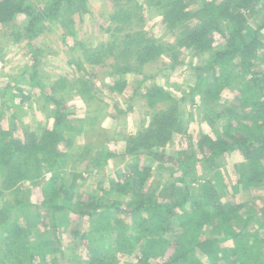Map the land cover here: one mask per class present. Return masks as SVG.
<instances>
[{"label": "trees", "instance_id": "obj_1", "mask_svg": "<svg viewBox=\"0 0 264 264\" xmlns=\"http://www.w3.org/2000/svg\"><path fill=\"white\" fill-rule=\"evenodd\" d=\"M109 1L112 8L102 13L109 22L102 28L107 39L92 46L78 41L76 31V17L91 11L89 0H44L37 7L28 0H0V26L10 27L17 18H28L20 36L31 43L57 25L64 38L76 40L83 58L69 62L75 68L73 79L62 77L48 84L39 80L36 65L27 69L33 72L29 77L33 87L54 107L39 139L33 133L30 138H14L0 125V194L14 198L0 205L4 217L0 216V264H55L52 257H58L57 252L67 257L61 249L64 232L88 251V259L80 264H121L125 257L135 258L126 264H264V208L261 215L251 208L245 217L247 202H224L222 192L228 184L220 173H216L222 177L220 191L202 175L196 194L190 191L193 182L184 178L178 180L184 185L181 191L175 190L176 183L153 186L152 167L141 160L146 155L164 163L166 153L161 149L177 136L184 138L183 119L188 115L187 127L192 130L202 121L213 128L212 133L197 131L192 138L191 168L202 164L215 170L223 157L239 155L243 159L237 165L236 194L241 187H264V0H202L197 11L190 10L187 0ZM146 4L168 30L178 31L173 41L160 42L145 30L141 23L149 8ZM256 15L261 22L252 25ZM219 41L223 44L217 47ZM188 51L210 56L197 69L195 86L184 98L177 99L159 86L142 90L144 82L134 88L131 100L141 98L149 115L148 125L128 138L122 154L135 163L116 179H102L97 190L102 195L84 196L75 205L62 199V192L75 195L83 175L64 171L71 157L70 107L56 96L57 87L71 81L79 96L91 99L94 90L122 95L128 87L127 75L143 74L163 59L176 68ZM104 69L111 72L101 86H88L85 76H78ZM226 96L240 105L224 101ZM187 98L190 105L183 106ZM216 122L223 126L215 127ZM106 151L107 157L117 156ZM68 176L67 186L64 179ZM26 183H37V201L32 190L23 192ZM73 217L84 225L71 229ZM49 229L55 231L54 238ZM78 248L70 249L73 257H81Z\"/></svg>", "mask_w": 264, "mask_h": 264}, {"label": "rangeland", "instance_id": "obj_2", "mask_svg": "<svg viewBox=\"0 0 264 264\" xmlns=\"http://www.w3.org/2000/svg\"><path fill=\"white\" fill-rule=\"evenodd\" d=\"M28 1L37 7L44 0ZM89 1L91 11L82 17H76V31L78 41L83 40L88 45L96 46L107 39V35L102 28H106L109 22L104 21L105 18H103L102 13L112 7L108 4L109 0ZM187 2L190 10L197 11L202 0H187ZM146 5L150 9L147 8L144 12V21L141 23L145 26V30L160 42L173 41L178 31L168 30L162 24L161 18L157 16L155 10L151 9L150 5ZM261 7V4L256 6L257 10H260ZM253 20L252 25L259 24L261 16L256 15ZM27 22L28 18L22 16L17 18L15 24L10 27L0 26V114L2 113L3 116L0 125L4 128V131L10 132L14 138H30L33 133L39 139L42 135L41 132L50 124L54 107L50 101L44 99L40 89L33 87L29 78L33 72L30 69L27 71V69L36 65L39 80L41 79V82L48 84L49 81L53 83V81H58L62 77L73 79L75 68L69 65V62L73 61L75 57L81 59V61L83 58L80 49L75 44L76 40L73 37L64 38V31L57 25H53L50 30L29 43L27 37L20 36V32L23 31V27ZM222 44L223 42L219 41L216 46L220 47ZM209 56V54L201 56L195 51H188L181 58L183 64L176 68L171 67V62H168V59H163L162 62L147 67L143 74L127 75L128 87L122 95L108 90L103 92L94 90L91 93L95 98H83L70 85L71 81L58 86L56 96L63 97L65 101L69 102L70 116L68 124L72 131L67 133L71 140L70 150L68 151L69 154L71 153V157L64 167V171L70 176L71 174L83 175V178L78 181L75 195L70 196L71 194H68V192H62V199L66 197L75 205L84 196H91L96 193L102 195L101 192L97 191L102 179L105 177L108 180L116 179L121 171L126 172L128 167L135 163L136 160L131 159V157L124 158L122 154L126 149L128 138L148 125L149 115L146 103L141 98L131 100L134 88L144 82L142 90L159 86L177 99L184 98L185 94L189 93L195 86L197 69L208 62ZM110 72L111 69H104L91 76H86L82 72L78 76H85L88 86L95 87L97 85L101 86V83H103L101 81H109L107 76ZM225 100L233 101L236 106L240 105L237 99L226 96L224 97ZM189 101L190 98H187V102L182 105H190ZM185 113L187 114V112ZM187 117L188 115H184L183 119L185 129L187 128L184 132L186 134L183 133L184 138L177 136L168 147L161 149L162 153H166L164 163L160 164L150 160L146 155H143L141 159L142 164L152 167L151 183L153 186H165L164 184L167 182L170 184L176 183L175 190L181 191L184 190V185H180L178 180L184 178L189 182H193L192 184L188 183L190 184L191 193L196 194L199 190L198 176L202 175L205 179H212L220 191L219 186H221L222 177L218 178L216 174L220 173L219 175L223 176L228 184L226 190L222 192L224 194L222 196L223 201L247 202L249 208L244 209L245 217L249 214L251 208L257 209V212L261 215V209L264 208V187L259 190H245L241 187L238 194L234 190V186L237 185L240 179L237 165L242 163L243 159L239 155L223 157L214 168L215 170L206 169L202 164L199 168H191L188 163L194 159V154H190L192 138L196 136L197 131L207 133L213 128L202 121L201 124L198 123V126H196L198 128L192 130L191 126L187 127ZM222 126L223 122L215 123L217 128ZM176 141H178L179 146L176 145L175 147ZM107 149H110L117 156L107 157ZM105 159L106 161H104ZM70 176L64 177V183L67 186L71 181ZM36 185L37 183H26L23 191L26 194L27 191L32 190L34 201H37L40 194V190L36 188ZM0 191L2 190L0 189ZM12 199L14 198L13 196L10 197V194L8 197L5 193L0 194V205L6 203L5 200L12 201ZM0 216L4 220L3 215ZM73 219L74 223L71 229H78V227L84 225V221L81 225L79 222L81 220L77 217H73ZM44 230L42 229V232ZM54 232V230L49 229L50 237L54 238ZM63 235L61 249L65 251L67 257L63 253L57 252L58 257L55 255L52 257L55 259V264H80L83 260L86 261L88 251L80 247L79 243L77 245L70 233L64 232ZM54 243L58 244L56 241ZM75 244L77 247H75ZM73 245L74 248L79 247L77 251L81 257L72 256L70 249L73 248ZM70 258L74 260L71 263L69 262ZM134 259V257H125L121 264L133 262Z\"/></svg>", "mask_w": 264, "mask_h": 264}]
</instances>
